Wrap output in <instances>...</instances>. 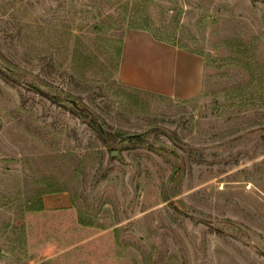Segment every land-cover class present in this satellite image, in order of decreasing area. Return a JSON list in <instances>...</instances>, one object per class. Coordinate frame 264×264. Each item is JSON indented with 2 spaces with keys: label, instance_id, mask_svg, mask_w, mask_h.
Returning a JSON list of instances; mask_svg holds the SVG:
<instances>
[{
  "label": "rangeland",
  "instance_id": "rangeland-1",
  "mask_svg": "<svg viewBox=\"0 0 264 264\" xmlns=\"http://www.w3.org/2000/svg\"><path fill=\"white\" fill-rule=\"evenodd\" d=\"M130 30L201 94L123 85ZM0 264H264V0H0Z\"/></svg>",
  "mask_w": 264,
  "mask_h": 264
},
{
  "label": "crops",
  "instance_id": "crops-1",
  "mask_svg": "<svg viewBox=\"0 0 264 264\" xmlns=\"http://www.w3.org/2000/svg\"><path fill=\"white\" fill-rule=\"evenodd\" d=\"M204 60L194 53L156 39L143 30L127 32L118 78L126 87L176 100L198 97L204 83ZM46 208L70 206L67 195L45 197Z\"/></svg>",
  "mask_w": 264,
  "mask_h": 264
},
{
  "label": "trees",
  "instance_id": "trees-1",
  "mask_svg": "<svg viewBox=\"0 0 264 264\" xmlns=\"http://www.w3.org/2000/svg\"><path fill=\"white\" fill-rule=\"evenodd\" d=\"M134 139H136V137H132V138H130L131 141H133ZM137 139H138V138H137Z\"/></svg>",
  "mask_w": 264,
  "mask_h": 264
}]
</instances>
